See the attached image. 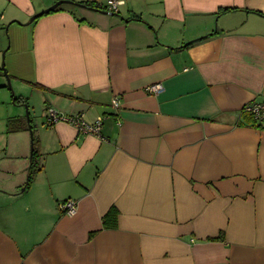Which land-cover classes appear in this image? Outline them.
<instances>
[{
    "label": "crops",
    "instance_id": "crops-1",
    "mask_svg": "<svg viewBox=\"0 0 264 264\" xmlns=\"http://www.w3.org/2000/svg\"><path fill=\"white\" fill-rule=\"evenodd\" d=\"M59 1L0 0L33 130L31 156H0V264H264V122L244 114L264 101V0L64 4L30 24ZM49 109L103 118L100 136Z\"/></svg>",
    "mask_w": 264,
    "mask_h": 264
},
{
    "label": "rangeland",
    "instance_id": "rangeland-1",
    "mask_svg": "<svg viewBox=\"0 0 264 264\" xmlns=\"http://www.w3.org/2000/svg\"><path fill=\"white\" fill-rule=\"evenodd\" d=\"M10 36L9 29L5 28L4 32L0 31V156L8 151L22 153L29 149L31 156V133L33 134V130L13 131V119L18 120V116H26L27 112L30 115V109L28 107L27 110L25 104L19 101L21 95L22 97L26 95L27 87L25 86L27 84L24 81H19L11 72L14 65L19 68L23 67L14 62L12 56L14 49L11 48ZM3 65L6 72L2 69ZM5 73L8 74L9 79L4 76ZM23 77L25 78V76ZM41 106H43V103L39 104L38 110H36L37 113L40 112ZM26 123L29 125L28 120ZM58 211L61 213L60 204H58Z\"/></svg>",
    "mask_w": 264,
    "mask_h": 264
},
{
    "label": "built area",
    "instance_id": "built-area-1",
    "mask_svg": "<svg viewBox=\"0 0 264 264\" xmlns=\"http://www.w3.org/2000/svg\"><path fill=\"white\" fill-rule=\"evenodd\" d=\"M120 5V1L117 0H107L105 2V10L109 12H118ZM163 91V86L161 84H155L148 87V93L153 95H158ZM113 106L118 108L119 103L118 99L115 97L113 100ZM245 112L254 114L258 120L264 119V101L261 103H254L252 105H248L244 108ZM48 116L46 118V123L48 125H54L58 122H65L70 125H74L79 132L84 134H92L100 136V131L103 124V118H99L95 123L89 124L83 120V117L80 115L75 116H65L64 114L58 113L53 109L48 110ZM60 210L63 215L74 216L77 212V201L73 199H67L61 201Z\"/></svg>",
    "mask_w": 264,
    "mask_h": 264
},
{
    "label": "trees",
    "instance_id": "trees-1",
    "mask_svg": "<svg viewBox=\"0 0 264 264\" xmlns=\"http://www.w3.org/2000/svg\"><path fill=\"white\" fill-rule=\"evenodd\" d=\"M78 3H80L82 5H85L87 8H90L92 10L105 11V7H103L101 4L95 3L93 1H81V2H78ZM54 11H56V10H54ZM54 11H52V12H54ZM52 12H50V13H52ZM50 13H48V14H50ZM186 46H189V45H186ZM186 46H184V47H186ZM244 114H247V115L253 117L257 123H263L264 122V119L263 120H260V119L258 120V118L254 114H251V113H248V112H245V111H244ZM12 124H13V129H20L22 127L20 121H17L15 119H13ZM36 154H37V150L34 148V151H33L34 158H35ZM33 165H35V162L33 163ZM32 167L33 166H31V168ZM33 176H34V172H31L30 175H29V182H31V180L33 179Z\"/></svg>",
    "mask_w": 264,
    "mask_h": 264
},
{
    "label": "water",
    "instance_id": "water-1",
    "mask_svg": "<svg viewBox=\"0 0 264 264\" xmlns=\"http://www.w3.org/2000/svg\"><path fill=\"white\" fill-rule=\"evenodd\" d=\"M64 4H70V5H75V6H78V7L87 8L85 5H82V4H80L78 2H75V1H72V0H60L59 2H57L56 4H54L52 7H50L48 9H46V10H44V11L36 14L35 16H33L31 18V20H30V24L33 23L36 19H38V18H40V17H42V16H44V15H46V14H48V13L54 11V10H56L58 7H60V6L64 5ZM88 9H90V8H88ZM111 14L114 15L115 13H111ZM115 15H117V14H115ZM2 69H4V65H3ZM26 108L28 110V107L27 106H26ZM26 117H27L28 122L30 123V115H29V112H27ZM29 128H30V130L32 128V126L30 124H29ZM31 135H32V133H31Z\"/></svg>",
    "mask_w": 264,
    "mask_h": 264
},
{
    "label": "bare ground",
    "instance_id": "bare-ground-1",
    "mask_svg": "<svg viewBox=\"0 0 264 264\" xmlns=\"http://www.w3.org/2000/svg\"><path fill=\"white\" fill-rule=\"evenodd\" d=\"M111 13V12H110Z\"/></svg>",
    "mask_w": 264,
    "mask_h": 264
}]
</instances>
